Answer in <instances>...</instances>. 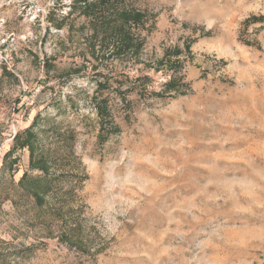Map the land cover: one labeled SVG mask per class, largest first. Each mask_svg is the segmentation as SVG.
<instances>
[{"label": "rangeland", "instance_id": "1", "mask_svg": "<svg viewBox=\"0 0 264 264\" xmlns=\"http://www.w3.org/2000/svg\"><path fill=\"white\" fill-rule=\"evenodd\" d=\"M100 7L0 0V264H264V0Z\"/></svg>", "mask_w": 264, "mask_h": 264}, {"label": "trees", "instance_id": "2", "mask_svg": "<svg viewBox=\"0 0 264 264\" xmlns=\"http://www.w3.org/2000/svg\"><path fill=\"white\" fill-rule=\"evenodd\" d=\"M80 1H82L84 3L91 2V0H80ZM95 1L100 4V6H101L100 8L102 9V8H109V6H111L112 4H114V3L118 2V1H121V0H95ZM101 9H99V12L101 11ZM18 136L19 135L16 134V136L14 138H15L16 141L19 142V141H21V138H19ZM24 144H28V142H25L24 141V142L21 143V145H24ZM31 159L32 160L35 159L34 158V154H32ZM43 172H44V176L39 177V180L36 181V182H40L41 180L44 181V180L47 179V171L46 170H43ZM37 195L39 196V194H37Z\"/></svg>", "mask_w": 264, "mask_h": 264}]
</instances>
